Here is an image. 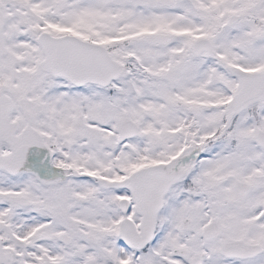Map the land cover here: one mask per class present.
Here are the masks:
<instances>
[{"label": "snow or ice", "instance_id": "6c2138e0", "mask_svg": "<svg viewBox=\"0 0 264 264\" xmlns=\"http://www.w3.org/2000/svg\"><path fill=\"white\" fill-rule=\"evenodd\" d=\"M0 264H264V0H0Z\"/></svg>", "mask_w": 264, "mask_h": 264}]
</instances>
